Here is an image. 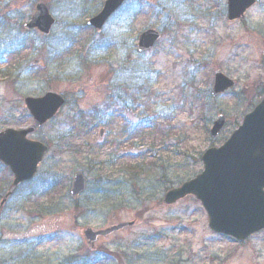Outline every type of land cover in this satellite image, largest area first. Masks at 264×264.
<instances>
[{
  "label": "rangeland",
  "instance_id": "374dc122",
  "mask_svg": "<svg viewBox=\"0 0 264 264\" xmlns=\"http://www.w3.org/2000/svg\"><path fill=\"white\" fill-rule=\"evenodd\" d=\"M103 1L0 0V131L31 124L26 96L53 90L66 99L27 136L48 151L35 177L0 208V264H264V230L237 242L209 229L195 198L161 200L202 171V153L261 99L264 0L236 21L226 19V0H128L95 31L86 21ZM37 2L55 19L46 37L23 27ZM149 28L161 39L139 54L137 37ZM215 70L235 84L212 97ZM116 87L132 107L116 101L105 109ZM94 108L104 118L83 127L80 117ZM220 114L225 125L211 137ZM130 125L144 132L126 135ZM133 164L141 173H122ZM76 171L87 186L73 199ZM11 179L0 163V200ZM130 221L92 248L83 238L86 227Z\"/></svg>",
  "mask_w": 264,
  "mask_h": 264
},
{
  "label": "water",
  "instance_id": "95a60500",
  "mask_svg": "<svg viewBox=\"0 0 264 264\" xmlns=\"http://www.w3.org/2000/svg\"><path fill=\"white\" fill-rule=\"evenodd\" d=\"M125 0H105L102 8L90 17L87 25L101 30L108 18ZM255 0H227V19L236 20ZM55 19L48 8L39 2L26 29H37L49 34ZM160 34L147 29L138 36L137 50L143 52L154 46ZM233 85V81L220 71H215L211 95L216 96ZM264 94V84H263ZM64 99L53 91L41 97H25L24 105L33 117L30 127L23 130L5 129L0 132V161L14 174L11 189L19 182L30 179L47 147L28 140L26 135L37 130L52 118L63 105ZM225 122L223 115L213 122L210 135L216 136ZM203 170L194 178L165 192L163 203L172 205L187 195L200 201L208 216V227L215 233L243 241L264 228V97L245 116L242 123L219 147H210L201 156ZM86 179L76 172L70 194L77 197L85 189ZM10 193V192H9ZM8 193V194H9ZM133 222H122L105 229L84 230L87 243L92 245L99 236H108Z\"/></svg>",
  "mask_w": 264,
  "mask_h": 264
},
{
  "label": "trees",
  "instance_id": "16d2710c",
  "mask_svg": "<svg viewBox=\"0 0 264 264\" xmlns=\"http://www.w3.org/2000/svg\"><path fill=\"white\" fill-rule=\"evenodd\" d=\"M139 9H135L133 12H134V14H137ZM125 82V81H124ZM137 88L138 87H141V86H136ZM94 110H96V108H94ZM94 116H89L90 118H89V120L88 119H86L84 116H82L81 117V119H80V122H85V121H88V122H85L84 123V125H83V127H86L85 125L88 123H91V125L94 123H96L98 120H101V118L102 117H100L99 116V113H98V111H97V113L95 112L94 114H93ZM135 130V129H134ZM129 133V132H128ZM140 166H142V165H128V166H126V167H123V174H127V173H131V172H138L139 170H140V173H141V167Z\"/></svg>",
  "mask_w": 264,
  "mask_h": 264
},
{
  "label": "flooded vegetation",
  "instance_id": "af4514ba",
  "mask_svg": "<svg viewBox=\"0 0 264 264\" xmlns=\"http://www.w3.org/2000/svg\"><path fill=\"white\" fill-rule=\"evenodd\" d=\"M123 89H124V88H122V87H120L119 89H118V87H116V89L113 88V96H112L113 99L110 100V105H108L109 107H113V106H114V102L117 101V102H121V103L123 104V107H124V108H127V109L129 108V107H128V104L131 105L132 103H128L127 100H123V101L120 100V99L123 98V96L120 95V93H121V91H123ZM131 107H132V105H131ZM99 112L101 113V111H99ZM112 115H113V112H112L111 116H112ZM144 119H145V118L142 117V120H143V121H144ZM129 129H130V127L127 126L126 128L123 129V132H127ZM145 129H146V128H145Z\"/></svg>",
  "mask_w": 264,
  "mask_h": 264
}]
</instances>
